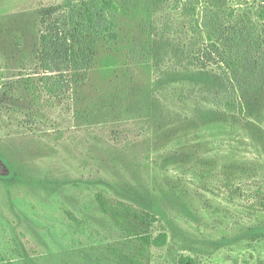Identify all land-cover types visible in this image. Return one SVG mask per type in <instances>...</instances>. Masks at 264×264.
Wrapping results in <instances>:
<instances>
[{
    "label": "rangeland",
    "instance_id": "374dc122",
    "mask_svg": "<svg viewBox=\"0 0 264 264\" xmlns=\"http://www.w3.org/2000/svg\"><path fill=\"white\" fill-rule=\"evenodd\" d=\"M80 1L0 0V264H264V107L204 117L200 86L156 71V37L187 42L184 1L122 0L85 70L46 69L39 36L58 18L69 35Z\"/></svg>",
    "mask_w": 264,
    "mask_h": 264
},
{
    "label": "trees",
    "instance_id": "16d2710c",
    "mask_svg": "<svg viewBox=\"0 0 264 264\" xmlns=\"http://www.w3.org/2000/svg\"><path fill=\"white\" fill-rule=\"evenodd\" d=\"M161 1L156 0L155 6ZM181 1L188 3V7H175L174 11L181 9L177 21L183 26L185 23L189 34L187 42L171 43L163 33L160 36L156 33L154 68L164 76L174 74L179 81L200 86L208 97L206 104L198 109L204 117L231 118L232 122L236 118L247 122L261 121V108L264 107V3L240 0L238 5L228 6L226 0H175V6ZM80 5L79 9L74 6L68 9L69 20L75 21L79 28L65 34L59 25L64 20L58 18L49 21L46 31L40 34V63L46 69L54 65L56 71L85 70L91 61L88 54L95 39L104 37L110 43L117 39V17L122 0H81ZM85 27L89 30L88 38L81 35ZM169 55L186 61L183 70L170 71L162 67ZM56 89L54 81L49 90L54 92ZM229 180L227 178L225 183ZM263 200L261 204H264ZM111 210L118 220L125 217V211L145 223L150 222L149 217L155 220V216L136 213L129 206H115ZM252 235L264 237V225L255 228ZM144 240L162 246L166 243V234L160 233L154 239L146 236ZM179 262L193 264L190 257H181Z\"/></svg>",
    "mask_w": 264,
    "mask_h": 264
}]
</instances>
